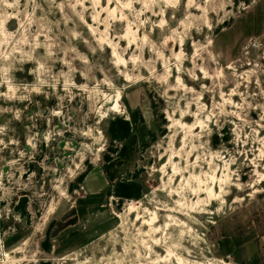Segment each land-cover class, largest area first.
<instances>
[{
  "label": "rangeland",
  "instance_id": "374dc122",
  "mask_svg": "<svg viewBox=\"0 0 264 264\" xmlns=\"http://www.w3.org/2000/svg\"><path fill=\"white\" fill-rule=\"evenodd\" d=\"M0 264H264V0H0Z\"/></svg>",
  "mask_w": 264,
  "mask_h": 264
}]
</instances>
